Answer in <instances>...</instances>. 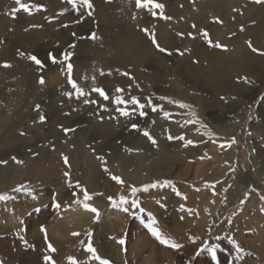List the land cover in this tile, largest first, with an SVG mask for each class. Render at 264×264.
Listing matches in <instances>:
<instances>
[{
	"label": "rangeland",
	"instance_id": "1",
	"mask_svg": "<svg viewBox=\"0 0 264 264\" xmlns=\"http://www.w3.org/2000/svg\"><path fill=\"white\" fill-rule=\"evenodd\" d=\"M22 2L43 5L44 10L33 9L30 16L20 11L13 17L11 10L16 7L15 0H0V40L4 41L0 44V64L12 65L7 69L0 67V161H7L0 163V193L16 197L0 202V234L6 238L2 245H7L12 254L27 251L29 247L19 237L32 242L34 231L41 236L44 245L30 247L32 255L27 256L24 264H45L44 255L51 256L55 264H68L69 256L77 259L78 264H97L85 251L87 233L91 232L97 254L110 264H145L150 251H153L155 260L159 259L157 264H264V239L260 233L264 228V213L261 212L264 200L260 198L264 195V178H258L260 169L253 161L256 151L253 139L261 140L264 147L263 138L257 136V133L264 132V90L258 93V75L256 72L239 73L231 67L228 73L221 74L220 86L208 91L205 89L208 86L202 83L207 70L199 67V62L193 63L196 59H191L188 63L197 66L194 69L198 75L197 87L187 79L173 77L177 63L189 59L191 53H195V47L227 57L244 58L246 55L264 59V55L253 53L246 43L251 41L255 48L264 52V5H257L252 0H157L165 5L164 13L172 17L163 20L153 17L147 9H137L135 0H91L93 8L90 10L79 4L73 9L67 0ZM88 11H92V16L87 14ZM217 18L223 23H216ZM141 28L154 32L158 43L168 53L157 51ZM202 31H207L213 43L219 42L227 50L209 47ZM92 34L99 39H90ZM69 44L75 47L69 48ZM18 50L26 55H36L45 67L39 69L26 58H21ZM68 51L74 53L70 61L73 79L87 93L80 99L63 94L73 91L67 83L66 71H61L62 64H52L48 60L49 54L60 60L62 53ZM244 76L252 83L245 84L240 79ZM41 77L45 80L43 85L39 83ZM93 85L104 89L109 100L105 101L98 93L92 92ZM116 88L124 91L116 93ZM116 95L125 101L136 97L145 108L138 109L130 103L117 106L111 102ZM85 99L97 103L84 104ZM149 100L157 111L148 106ZM181 103L190 107L181 108L178 106ZM117 107L126 108L129 115L121 116ZM141 111L145 115L141 116ZM40 115L46 117L44 123L39 121ZM191 120L199 123H188ZM239 122L238 134L232 136H222L224 134L214 130L219 123L231 127ZM201 124L205 127H200ZM61 125L75 131L65 135L59 127ZM144 131L156 140L155 145L143 135ZM21 132L25 134L20 135ZM208 132L212 135H207ZM169 136L174 139L169 140ZM180 136L184 139L177 138ZM232 138L236 143L229 147ZM188 140L193 144L185 146ZM221 144L226 145L224 151ZM161 145H169L167 150L179 160L176 165H180V170H184L187 161L193 168L203 160L216 162L210 166L208 175L200 180H194L189 174V178L158 177L141 182L133 172L122 170L121 166L129 165L127 161L131 158H141L140 161L151 158L155 151L162 149ZM232 149L235 156L230 158ZM62 153L69 157L70 168H66ZM213 153L220 156L216 158ZM97 156H103L106 165H102ZM13 158L23 163L17 164ZM105 166L108 172L103 170ZM169 167L162 163L157 169L163 171ZM66 170L70 171L74 184L79 182L90 193H102L94 195L88 202L99 210L100 217L94 223L95 214L92 213L91 223L77 232L79 236L71 235V243L67 239L69 243L58 244L51 239L50 229L69 221L70 216L77 213L76 209L83 213L82 208L72 202L82 199L83 194L77 189V196L71 195L72 189L67 187L63 175ZM110 174L123 179V189L110 178ZM248 178L256 183L248 186ZM165 180L171 181V185L137 193L136 198L145 209L143 214L130 206H127L130 208L128 213L110 206L108 197L127 196L129 185L141 188ZM20 185H26L36 199L12 191ZM50 191L57 194L59 209L51 207L54 193ZM251 192L257 194V200L252 204L254 207L247 206ZM196 193L200 196L195 197ZM242 199L245 200L243 204L240 203ZM209 200L215 208L210 222L205 224L201 220L200 208ZM85 213L89 216L88 212ZM148 213L157 220L155 226L161 233L182 245L181 248L171 249L151 236L144 227ZM186 214L191 217L188 229L183 227L188 220ZM41 226L46 229L55 252L47 251ZM21 228L24 231H20ZM74 231L73 228L72 233ZM254 234L256 238L251 236ZM140 236L151 239L157 248L150 250L147 247L137 255L135 244ZM120 240L124 243L120 244ZM237 247L241 248L240 252L236 251ZM80 251L86 252L85 256L81 257ZM160 251L165 253L161 262ZM6 259V255L0 254V264H7Z\"/></svg>",
	"mask_w": 264,
	"mask_h": 264
},
{
	"label": "snow or ice",
	"instance_id": "2",
	"mask_svg": "<svg viewBox=\"0 0 264 264\" xmlns=\"http://www.w3.org/2000/svg\"><path fill=\"white\" fill-rule=\"evenodd\" d=\"M110 2V0H109ZM253 3L257 4V5H264V0H252ZM67 3L72 5L73 9H76L78 7V4L80 6H83V8L85 9H92L93 8V4L91 3V0H67ZM15 5L16 7H14L11 10V15L13 17H15L16 13L23 11L24 13H27L29 16L33 14V9H35L36 11H43V5H33V4H29L26 2H22V0H15ZM135 6L137 9H147L148 11L151 12L153 17H159L160 19L163 20H171L172 17L166 15L164 13V9H165V5L162 3L157 2V0H135ZM156 10H159L158 12ZM235 11V9H234ZM63 13H61L62 15ZM89 16H92V11H88L87 13ZM135 18V17H134ZM47 19V18H46ZM216 23H220L222 24L223 21L220 20L219 18L216 19L215 21ZM33 27H36V25H33ZM65 27H67V25H65ZM193 28L196 27V25H192ZM142 32H144L151 40L152 45L156 48L157 51L161 52V53H168V50L161 47L160 44L158 43V40L156 38V35L154 32H150L148 28H141L140 29ZM241 31H243L244 29L241 28ZM178 35H183L182 33H178ZM189 35L191 36V33H189ZM201 35L204 37L205 41L207 42L209 47H215L217 49H221V50H227L226 47L224 45H222L219 42L213 43L212 40L209 37V33L207 31H202ZM73 36H75V33H73ZM90 39H99L98 36H96L95 34H92V36L89 37ZM4 43V41L0 40V44ZM247 46L249 49H251V51L253 53H259L260 55H264V52H261L259 49L255 48L252 44L251 41H247ZM75 45L74 44H69V48H74ZM181 55H183V53H180ZM18 55L21 58H26L28 61H30L32 64L36 65L37 68L42 69L45 67L44 63H42V61L34 54H25V52L18 50ZM74 53L73 52H64L62 53V59L58 60L54 55L49 54L48 55V60L52 63V64H57L60 63L63 65L61 71L65 72L66 71V75H67V83L68 85L71 87V89L73 90L72 92H64L63 94L66 97L71 98L72 96H75L77 99H80L81 97H84L87 95V93L85 92V90L73 79V64L70 62L72 57H73ZM193 63H198V61L194 60ZM12 65H10L9 63H3L0 64V67H3L5 69L10 68ZM122 75H129L128 73H121ZM101 75H104L103 72H101ZM131 78V77H130ZM241 80H243V82L245 84H250L252 83V81H250L248 79V77L244 76L240 78ZM95 80V78L93 77V81ZM39 83L41 85L45 84V80L41 77L39 79ZM92 92L98 93L100 97H102L105 101L109 100V95L105 92L104 89L96 87L95 85H93ZM116 93H121L124 90L122 88H116L115 89ZM235 98V97H234ZM160 99L164 100L167 99L166 97H160ZM221 99H224V97H221ZM113 104L119 106V105H126L127 103H130L132 105H134L136 108L138 109H144L145 108V104L140 103L139 100L136 97H132L130 101H125L123 99L122 96L120 95H116L112 101ZM170 103H172L173 101L169 100ZM84 104H96L97 101L96 100H91L89 101L88 99H85L83 101ZM148 106L152 108V111H157V107L152 105L151 100L148 101ZM179 107L181 108H185V107H190L189 105H185V104H178ZM37 111L39 110V105L36 106ZM116 111H118L120 113L121 116H128L129 112L126 110V108H120L117 107ZM65 115H67V113H65ZM140 115L143 116L145 115V113L143 111L140 112ZM193 116H195V113H193ZM165 118H167V114L165 115ZM46 120V117L44 115H40L39 116V121L41 123H44ZM188 123H199L198 121L195 120H191L188 121ZM62 128V130L64 131L65 135L68 134V132L70 131H75L74 129H70V128H63V126H59ZM200 127H205L203 124L200 125ZM133 128H136V125H133ZM25 133L21 132L20 135H24ZM143 135L153 144H156V140L152 137V135L147 132L144 131ZM207 135L211 136L212 133L208 132ZM180 140H183L184 137L180 136L177 137ZM169 140L174 139V137L169 136L168 137ZM236 143L235 138H232L231 142L229 145L227 146H231V144ZM193 144L192 140H188L186 141L185 146ZM226 145L221 144L220 147L224 148ZM128 151H131L130 149ZM62 160L66 166V168H70V160L69 157L67 155H64L63 153L61 154ZM15 160V162L17 164H22L23 161L20 160H16L15 158H13ZM97 159L101 162L102 165H106V161L104 160L103 156H97ZM0 163H7V161H0ZM103 170L105 172H108V168L105 166L103 168ZM64 177L66 178L65 183L67 185V187L69 189H72L71 195L73 197L77 196V189L79 190L80 193H82V199H74L72 202L74 204L79 205L85 212H89V213H94V220L93 222H98L99 217H100V212L98 209H96L95 207L91 206L88 202L92 200L94 195H102V193H90L86 188H84L83 186L80 185L79 182H76L75 184L72 182L71 179V173L70 171H64L63 173ZM110 178L115 181L116 184L120 185L121 188L123 189L125 186V182L123 181V179L119 176L116 175H111L110 174ZM171 181H156L153 182L151 184L148 185H144L141 188L135 187V186H128V195H119L117 198L108 197V200L110 202V206L114 209L119 210L120 212L123 213H128L131 209H138L140 214H143L145 212V209L141 207L140 205V201L139 199H137V193L139 192H147L150 188H156V187H165L168 185H171ZM214 187V186H213ZM13 192L16 193H23L25 195H29L32 196V199H36V197L34 195H32V191L29 190L27 188L26 185H20L16 188L12 189ZM173 191L176 192V195H180V193L178 191H176L175 187H173ZM56 195L57 194H53L52 196V204L51 207L53 209H59L61 207V205L59 203H57L56 200ZM213 195H215V192H213ZM131 198V199H130ZM247 198V196L245 197V199ZM261 200H264V195H262ZM16 199V197L8 195L6 193H0V202H7L9 200H14ZM186 199V197L184 198ZM245 202V200H241L240 203L243 204ZM127 206H130L127 207ZM163 207V205H161ZM181 209H183V206H181ZM36 211H39V209H36ZM189 212L191 210H188ZM261 212L264 213V208H261ZM183 218V217H182ZM20 223L23 225L24 221L21 220ZM157 224V220L152 216L151 213L147 214V222L144 224V227L147 229V231L151 234L152 237H154L161 245L167 246L171 249H179L182 247V245L178 244V243H174L172 241H170L168 238H166L161 231L155 226ZM20 231H24L23 228L20 229ZM40 231L42 233H44V242L47 245V251L49 253L55 252L56 249L53 247V245L48 241V236H47V232L46 229L41 226L40 227ZM73 236H79L80 233L77 232H73L72 233ZM88 236V241L85 247V251L87 253H89V259L94 260L97 262V264H110V262L106 259H103L100 255L97 254V249L95 247H93L92 244V233L88 232L87 233ZM19 239L28 247H31V245H29L28 241L23 237L20 236ZM81 243H84L83 241ZM120 244H123L124 241L120 240L119 241ZM237 252L241 251L240 247L236 248ZM43 260L45 262V264H55L54 259L49 256V255H44ZM68 264H78L77 259H75L74 257L69 256L68 257Z\"/></svg>",
	"mask_w": 264,
	"mask_h": 264
},
{
	"label": "bare ground",
	"instance_id": "3",
	"mask_svg": "<svg viewBox=\"0 0 264 264\" xmlns=\"http://www.w3.org/2000/svg\"><path fill=\"white\" fill-rule=\"evenodd\" d=\"M249 5H247L248 7ZM246 7V8H247ZM214 8V7H213ZM221 9V8H220ZM225 9V8H224ZM222 11V9H221ZM228 13V12H227ZM226 13V14H227ZM260 13V12H259ZM258 13V14H259ZM251 16V15H250ZM245 17V16H244ZM221 18V17H220ZM242 21V19H241ZM241 21H238V22H241ZM233 22V21H232ZM234 23V22H233ZM237 24V23H236ZM263 30V28H260ZM264 33V32H263ZM264 37V35L262 34V38ZM260 39V38H259ZM138 40V39H137ZM180 42V41H179ZM188 42V41H187ZM232 43V42H231ZM178 45V44H177ZM189 48V47H188ZM246 54V53H245ZM144 55V54H142ZM156 55V54H155ZM192 56L189 57V59L185 60L184 62H181L180 64L177 63V65L175 66V69L173 71V77H177L178 79H181V80H185L187 79L188 83L194 85L197 87V76L196 74L194 73V69L197 67L196 65L194 64H191V63H188L191 61V59H196L199 63V67H202V68H205V70H207V73L206 74H203V79H202V83L206 86H208L207 88H205L206 90H208L209 88L211 87H215L216 89L218 88V86H220V76L222 73H228L229 70H231V67H234L236 68L237 72L239 73H251V72H256V76L258 77V93L260 94V92H262L264 90V59H256V58H248L246 55H244L245 57H235V56H231V57H227L225 55H221V54H218L217 52H214V51H211V50H201L200 48L198 47H195V53H191ZM230 55V54H229ZM148 56V55H147ZM186 56V55H185ZM250 57V56H249ZM138 58H140V56H138ZM148 58V57H147ZM165 61V60H164ZM182 61V60H181ZM148 63V61H147ZM172 63V62H171ZM206 65V66H205ZM183 70V72H182ZM193 71V72H192ZM160 73V72H159ZM201 73V72H200ZM232 73V71H231ZM172 74V73H171ZM170 74V76H171ZM224 74V75H225ZM236 79V78H235ZM254 79V78H253ZM224 80V78H223ZM229 81V80H228ZM178 82V81H177ZM176 82V83H177ZM185 82V81H184ZM224 82V81H223ZM180 83V82H178ZM182 84V82H181ZM225 84V82H224ZM230 84V83H229ZM200 85V84H199ZM229 86V85H228ZM195 87V88H196ZM226 87V86H225ZM230 87V86H229ZM228 88V87H227ZM214 89V88H213ZM212 89V90H213ZM215 89V91H217ZM230 89V88H229ZM228 89V90H229ZM225 90V89H224ZM197 91V90H196ZM209 91V90H208ZM207 91V92H208ZM211 91V90H210ZM170 92V91H169ZM174 92V91H173ZM177 92V91H176ZM223 92V91H222ZM227 92V91H226ZM212 93V92H211ZM217 93V92H216ZM248 93V92H247ZM173 94V93H172ZM194 94V93H192ZM205 94V93H204ZM246 94V93H245ZM253 94V93H252ZM258 94V95H259ZM185 95V93H184ZM207 95V94H206ZM214 95V94H213ZM218 96V95H217ZM262 96V95H261ZM236 97V96H235ZM250 97V96H249ZM240 98V97H239ZM262 98V97H261ZM201 100V99H200ZM196 101V100H195ZM252 102V101H251ZM259 104V103H258ZM261 104V103H260ZM196 105V104H195ZM206 105V104H205ZM213 105V104H212ZM210 105H208L209 107ZM263 106V105H262ZM197 107V105H196ZM218 107V105L216 106ZM248 107V106H247ZM264 107V106H263ZM213 108V107H212ZM257 108V106H256ZM255 108V109H256ZM210 109V108H209ZM223 109V107H222ZM262 109V108H261ZM203 110V109H202ZM205 110V108H204ZM207 111V110H206ZM217 111V109H216ZM234 111V110H233ZM259 111V110H258ZM208 112V111H207ZM218 112V111H217ZM261 112V111H260ZM203 113V112H202ZM210 113V112H209ZM215 113V112H214ZM212 114V113H211ZM246 114V113H245ZM230 115V114H229ZM228 115V116H229ZM227 116V115H226ZM225 116V117H226ZM207 117V116H206ZM245 117V116H244ZM243 117V118H244ZM262 117V116H261ZM174 118V117H173ZM208 118V117H207ZM242 118V116H241ZM245 119V118H244ZM254 119V118H253ZM223 120V119H222ZM184 121V120H183ZM214 122H215V119H214ZM242 122V120H241ZM237 123V124H234L233 126H229V125H226V124H223V123H219V125L217 126V128L214 127V130L218 131V132H221L222 136H232V135H235L238 130H239V126H240V123ZM236 123V121H235ZM216 124H218V122H216ZM222 124V125H221ZM214 126V125H213ZM243 126V125H242ZM195 127V126H194ZM241 127V126H240ZM249 127V125H248ZM253 128V127H252ZM262 128V127H261ZM253 131V129H252ZM264 132L262 133H257V136L259 137L261 135V137L263 138L264 140V135H263ZM238 134V133H237ZM134 140V139H133ZM254 140V149L256 150L254 155H253V161L254 163L256 164V167L258 169H260V175L258 178L262 177L264 178V147L262 148V141L260 140H256V139H253ZM180 144V143H179ZM167 146V145H166ZM165 145H161V148L160 150H157L154 152V154L151 156V158H146V160H141L140 159H130L129 161H127L129 163V165L127 166H121L122 170L125 171V169L129 172H133L132 174H134L141 182H146V181H153L155 179H157L158 177H162V178H166V177H174V178H177V179H182V178H186L189 176V174L193 177L194 180H200V179H203L206 177V175H208L209 173V169H210V166H212L216 161H204L197 164V166L195 168L192 167V165L190 164H187L188 161L186 159V166H183L184 170H180V165H176V161H179V160H176V157H174L175 154H173L171 151H168L167 149L169 148V145L166 147ZM252 146V145H251ZM173 146L170 145V148H172ZM174 149V148H173ZM177 149H178V146H177ZM176 149V150H177ZM172 150V149H171ZM214 150V149H213ZM215 150H216V147H215ZM226 150V149H225ZM150 151V150H149ZM223 151H224V148H223ZM176 152H179V151H176ZM160 154V155H158ZM192 154V153H191ZM190 154V156H191ZM198 154V153H197ZM197 154H194V155H197ZM213 154H216V153H213ZM212 154V155H213ZM218 154V152H217ZM216 154V158H218L220 155H217ZM88 155V154H87ZM177 156V155H176ZM218 156V157H217ZM227 156V155H226ZM229 156L230 158H233L235 156V152L232 150L229 151ZM190 158V157H189ZM195 158V157H194ZM213 158H214V155H213ZM88 159V158H87ZM228 159V158H227ZM194 160V159H193ZM192 160V161H193ZM217 160V159H216ZM225 161V159L223 160ZM229 161V160H228ZM118 162V161H117ZM222 162V161H221ZM126 163V162H125ZM162 163H166L168 164L170 167L171 166H176V168L172 169V168H168L166 170H160L157 169L158 166L162 165ZM197 163V162H195ZM227 163V162H226ZM218 164V163H217ZM147 165V166H146ZM178 168V169H177ZM180 168V169H179ZM256 169V168H255ZM227 170V169H226ZM230 170V169H229ZM227 173V172H226ZM258 173V172H257ZM225 175V174H224ZM22 176V175H21ZM216 176V175H215ZM219 176V175H218ZM210 177H212L210 175ZM167 178V179H168ZM189 178V177H188ZM213 178V177H212ZM215 178V177H214ZM221 178V177H220ZM209 180V179H208ZM212 180V179H211ZM226 180V179H225ZM238 180V179H237ZM241 180V179H240ZM223 182V181H222ZM245 182V181H244ZM247 185L248 186H252L253 184L256 183V181L248 178L247 179ZM245 182V183H246ZM3 183V182H2ZM13 183V182H12ZM263 183V182H262ZM223 184V183H222ZM258 184V183H257ZM261 184V183H260ZM224 185V184H223ZM261 187V186H260ZM204 189V188H203ZM222 189V187H221ZM250 189V188H249ZM204 191V190H203ZM206 191V189H205ZM51 193L53 191H50ZM54 193V192H53ZM57 193V192H56ZM70 194V192L68 193ZM66 194V195H68ZM195 197L197 196H200V193H197L194 194ZM179 200V199H178ZM257 200V194L256 193H253L251 192L250 194V199H249V204L247 205L248 207H251L252 204H254ZM253 206V205H252ZM247 207V208H248ZM254 207V206H253ZM214 208L215 206L213 205V203H211V200L209 201H206L203 206L200 208L201 209V220L207 224L208 222H210V219L212 218V215H213V211H214ZM248 210V209H247ZM77 213L70 216V220L69 221H65L60 227L58 228H55V229H50V237L51 239H53V241L55 243H60V244H64V243H67V239H69L70 243L73 241V239H71V235H72V231H73V228L75 229L74 232H79V230L81 231V229H83L84 227L88 226L90 223H91V214L92 213H89V216L85 215V211L82 209L83 213L80 212V211H77V209L75 210ZM216 211V210H215ZM85 213V214H84ZM183 213V211H182ZM254 214V213H252ZM170 215V214H169ZM194 216H195V213H194ZM252 216V215H251ZM164 217V216H163ZM186 217H187V222L186 224H184V228L188 229V226L191 225V220H189V217L188 214H186ZM196 217V216H195ZM4 218H6L4 216ZM93 218V217H92ZM193 218V217H192ZM9 222V218H6ZM177 223V222H176ZM34 224V223H33ZM36 224V223H35ZM34 224V225H35ZM202 224V223H201ZM77 227V228H76ZM35 229V228H34ZM2 229L0 228V233H1ZM34 236L32 239V242L29 241V244L31 245V248H34V245H39L43 244V240L41 238L40 235H38L37 232H34ZM32 233V234H33ZM260 233H261V236H262V239H264V228H262V230H260ZM29 234V233H28ZM82 234V233H81ZM5 235H2L0 234V254L1 255H6V260H7V264H24V262H26V259H27V256L30 253V251L32 249H30L29 251V248H27V251L26 250H23V252L21 253L20 251H17L16 254H12V251H9V247L7 245H2V243H4L3 241L6 240L5 237H3ZM253 238L255 237L256 238V234L254 235H251ZM250 236V237H251ZM149 237V236H148ZM251 237V238H252ZM73 238V237H72ZM259 238V237H258ZM261 239V240H262ZM29 240V238H28ZM151 239L147 238L146 236H140L137 243L135 244L136 246V249H137V252L136 254H141L147 247L151 249H154V248H157L155 247L156 245L154 243H152L150 241ZM254 240V239H253ZM69 243V242H68ZM8 247V248H7ZM37 248V247H36ZM17 250V249H16ZM36 250V249H35ZM43 252V251H42ZM81 253V257L82 256H85V253L86 252H82L80 251ZM134 252V251H133ZM36 254V253H35ZM32 255V254H31ZM150 256L148 257V260H146V262L144 261L145 264H157L159 259L158 260H155L154 256H153V251L151 252L150 251ZM163 255H165V253H163L162 251H160V259H161V256H162V259H163ZM89 256V255H88ZM32 257V256H31ZM38 257V255H37ZM162 259L160 260V262L162 261ZM29 260V258H28ZM27 260V261H28ZM35 260V259H34ZM33 260V261H34ZM31 262H32V259H31ZM159 262V263H160ZM174 262V260H172V263ZM29 263V262H28ZM27 263V264H28ZM34 263V262H33ZM31 264V263H30ZM36 264V263H35ZM92 264H95V262H92Z\"/></svg>",
	"mask_w": 264,
	"mask_h": 264
}]
</instances>
